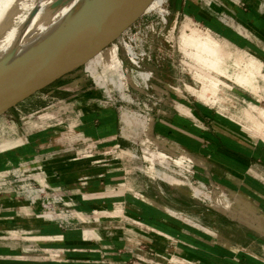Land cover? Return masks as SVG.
<instances>
[{
    "label": "crops",
    "instance_id": "obj_1",
    "mask_svg": "<svg viewBox=\"0 0 264 264\" xmlns=\"http://www.w3.org/2000/svg\"><path fill=\"white\" fill-rule=\"evenodd\" d=\"M209 2L211 9L193 1L197 15L210 11L212 19H203L229 38H218L228 46L235 36L226 27L241 32L237 43L247 50L233 56L243 64L235 73L258 77L260 94L264 0ZM117 58V83L75 82L34 115L30 144L2 155V173L18 167L49 189L46 198L0 196V264H130L134 257L140 264H264V119L256 118L261 133L250 132L175 89L163 103L151 101L156 111L144 117L124 103L148 98L133 87L119 52ZM129 111L142 119L127 127ZM159 157L189 172L193 186L218 204L155 179L158 169H168ZM141 165L150 170L138 173ZM220 197L231 198L230 209Z\"/></svg>",
    "mask_w": 264,
    "mask_h": 264
},
{
    "label": "rangeland",
    "instance_id": "obj_2",
    "mask_svg": "<svg viewBox=\"0 0 264 264\" xmlns=\"http://www.w3.org/2000/svg\"><path fill=\"white\" fill-rule=\"evenodd\" d=\"M78 1L79 0H53L48 7L45 16L39 20L38 27H42L47 23L55 24L60 22L65 17L66 11L71 8L74 10L78 9L76 11L77 14L75 13V18L73 20L74 23L81 11ZM193 1H202L203 3H206L207 1L208 4L210 3L209 0H166L161 8H152L146 12L137 23V25L141 26V31H139L140 34H138V37L142 38L144 42L148 40V37L160 38L163 47L162 50L165 52L163 58H161L162 52H158L157 50L154 52V55L157 58H155L154 64L149 68V71H151L154 74V77L157 78V80H153V82L157 85L160 84L159 81H161L173 89L179 88L178 93L183 97H189L204 106L214 109L222 115L232 118L250 132L257 134L261 133L257 130L256 122L258 120L256 118L261 116V121L264 119V79L259 78L263 90H261L260 94H256L257 88H255V86L258 84V77L255 78V75L249 72H247V74L241 73L239 75L238 73H235V71L238 70V66H243V64H239L238 60L233 56H237V50L242 52L247 50L246 47H242L237 43L238 40L236 37H241L239 35L241 32L235 27L234 31L231 27H226L227 29H230L231 33L235 36L234 41L230 40L234 45L230 44V47L227 44L222 43L218 38L228 40L229 38L218 34V31L213 29L212 26L206 22L207 20L203 19V17L206 19H212V13H210V11H205V14L200 13V16H198L197 14H199V11L195 4H193ZM214 2L213 3L216 5L217 0H214ZM27 4L29 5V2ZM220 4L224 8L222 2ZM241 4L242 3H234L233 5ZM28 5H26L27 7L22 11V15H25L29 10L30 7ZM206 5L207 4H204L203 8L210 7L211 9L210 4L209 6ZM188 11H192L193 13H189ZM46 16L49 17L45 18ZM223 19L227 24L228 21H230L228 20L229 18ZM232 21H235L236 24L229 25H236L237 27V20L232 18ZM164 22H167L166 26H164ZM14 26H16V24H11L8 29H11V27L13 28ZM215 26L217 29H220L221 27H224V24L222 21H216ZM193 31L196 32L197 35ZM192 34L194 35V39ZM199 34H201L200 36L208 34L207 36L212 37L219 46H214V48L220 49L216 50L211 47L207 50L209 47L206 46L208 47L206 48L201 39L200 42L198 41L199 39H197V37H200ZM218 35H220V37ZM122 37L123 36L121 35V37L118 38L115 43L107 47L104 52L102 51L92 58L91 62L85 63L81 67L57 78L23 100L14 102L0 112V196L19 194L32 197L38 193L34 192V190L42 189L39 186H34L35 180L32 179L30 175L20 170V168L18 169V167H13L11 170L7 169L10 170L8 173H2L3 171H1V168L4 167L3 161L1 162L3 159L2 155L15 153L18 149H21L22 146L29 145L31 141H29L30 139H28L26 135L27 133L29 134L36 130L34 127L32 128L33 125L31 124L32 121H34V115L36 116V114L46 113V109L51 107L54 103L52 98L62 100V97L68 93L66 92V89L71 88L70 86L75 82L85 80L95 86L94 82L96 81L104 88V85L108 82H112L114 80L112 73L108 77L109 80L105 75H102L104 73H109L108 70L104 68V65L106 64V66H108V64L111 63L108 61L100 62V59L104 54L109 56L114 48L118 49L120 56L125 59V48L122 43ZM183 37L184 40H186L185 42H187L186 44ZM189 40L191 42H189ZM196 43L197 45L200 44V47H198ZM187 44L191 45L188 47ZM202 46L206 49L202 48ZM151 47L152 49L154 47L153 41H151ZM200 48L202 50H198ZM211 49L214 51L212 52ZM215 50L217 51L216 53ZM200 52H202V55H199ZM199 56L200 58L198 59ZM201 56L204 59V61H201L202 64L200 63V59H202ZM215 56L219 57L217 58ZM212 61L213 63H211ZM125 64L130 67L128 62ZM206 64L209 66H223V69L220 70L221 72L218 74L209 69V66L207 68ZM246 65L247 68L251 69L252 65L249 62ZM87 67L92 76L86 73L85 69ZM262 73L264 75V67ZM144 75L146 76V79L143 78V81H146L148 75ZM209 80L214 81L215 84H210ZM118 81L119 79H116V83ZM57 88L62 89L56 90ZM53 91H55V94L49 95V93ZM137 96L142 97V94H138ZM129 108L139 114L141 113L140 108L135 105H130ZM36 119L37 118H35V120ZM262 132L264 133V129ZM160 160L163 162L161 165H164L168 169H158L154 176L155 179L160 182L164 181V183L166 182V184L174 187H189V189L193 191L192 193L198 195L201 200L207 201L213 205L218 204L216 203V200L214 201L212 197H209L210 194L206 193L203 188L197 187L196 185L193 186L189 181L176 176L173 171L176 170L174 165H178L177 163L171 161L172 165L170 167L167 160L163 158ZM145 170L148 171L150 169L147 168ZM40 183L42 186L46 185L43 182ZM235 199L241 201L238 197H235ZM218 201L227 208H231L233 202L229 197H220Z\"/></svg>",
    "mask_w": 264,
    "mask_h": 264
},
{
    "label": "water",
    "instance_id": "obj_3",
    "mask_svg": "<svg viewBox=\"0 0 264 264\" xmlns=\"http://www.w3.org/2000/svg\"><path fill=\"white\" fill-rule=\"evenodd\" d=\"M96 1H86L70 29L42 59L11 66L0 62V112L115 43L146 13L153 0H122L113 8L111 1L95 6Z\"/></svg>",
    "mask_w": 264,
    "mask_h": 264
},
{
    "label": "bare ground",
    "instance_id": "obj_4",
    "mask_svg": "<svg viewBox=\"0 0 264 264\" xmlns=\"http://www.w3.org/2000/svg\"><path fill=\"white\" fill-rule=\"evenodd\" d=\"M86 1L87 0H79L78 1L79 8L82 9ZM106 1L108 2L111 1V8H113V7H116L119 4V2H121L122 0H97L95 6L99 5L100 2H106ZM165 1L166 0H153L151 4L149 5V7L147 8L146 12H148L154 7L161 8L164 5ZM28 2H29V5L27 4ZM52 2L53 0H0V62H5L6 65L11 66V65L20 63L22 61H25V60H29V61L40 60L59 41V39H61V37L70 29V27L73 24V20L75 18V13L78 9L74 10L71 8L70 10L66 11L65 17L58 23H55V24L47 23L46 25L42 27H38L39 20L45 16V14L47 13L48 7L51 5ZM26 5H28L30 8L28 11L26 10L27 12L25 15H22L21 13L27 7ZM48 17L46 16L45 18H48ZM11 24H16V26H14L13 28L11 27V29H8V27ZM194 33L196 34V32ZM200 35L201 34H199V36ZM205 35L197 37V39H199L198 40L199 42L202 40L205 47L206 46L209 47V48L206 47L208 48L207 50H209L211 47L214 48V46L215 47L218 46L217 42L214 41L212 37H208L207 36L208 34L206 36ZM184 37H183V40H184ZM193 39H194V35H193ZM185 41L186 40H184V42ZM189 42L191 41L189 40ZM186 43L187 42H185V44ZM190 45H188V47ZM197 46L200 47V44ZM202 48L204 47L202 46ZM214 49L219 50L220 48L218 49L214 48ZM198 50H202V49L200 48ZM216 50H215V53L217 52ZM201 53L202 52H200L199 55ZM117 56H118V49L114 48L109 56L104 54L102 55V58L100 59V62L108 61L111 63V64H108V66H106V64L104 65L105 66L104 68H106L109 73L102 74V75H105V77L109 80L108 77L112 73L114 80L111 83H115L117 78L118 79L122 78V70L120 66V61L118 60ZM199 58L200 56L198 57V59ZM202 59H200V63L201 61H204V59L203 60ZM211 63H213V61ZM206 65L208 68V64ZM214 66H217V65H214ZM220 69H223L222 66L220 67ZM141 77L146 79L145 75H142ZM139 118L140 120L142 119L137 114L129 111L126 114V116H124V123L127 127L128 126L130 127L135 120L139 121ZM158 163L163 164V162L160 159L158 160Z\"/></svg>",
    "mask_w": 264,
    "mask_h": 264
},
{
    "label": "built area",
    "instance_id": "obj_5",
    "mask_svg": "<svg viewBox=\"0 0 264 264\" xmlns=\"http://www.w3.org/2000/svg\"><path fill=\"white\" fill-rule=\"evenodd\" d=\"M211 1L214 2V0ZM228 1L235 4L241 3L240 0H228ZM138 21L122 34L123 36L122 43L125 48L124 58L126 62H128L130 65L129 71L132 76L133 87L141 90L143 89V91L145 92L144 95L148 99L135 96L134 98L132 97L130 101L124 103H126V105H135L139 107L141 111L140 115L144 117H149L156 111V108L151 103V101H153L156 104L163 103L169 97V93L171 90H173V88L166 85L165 83H162L161 81H159L160 84L157 85L153 82V80H157V78L154 77V74L151 71H149V68L154 64L155 58H157L154 55V52L156 50L158 52H162L161 58H163L165 52L162 50L163 47L160 38L148 37V40L144 42L142 38L138 37V34H140L139 31H141V26L137 25ZM163 24H165L164 26H166L167 22L166 23L164 22ZM151 41H153L154 43L153 49L151 47ZM144 74H147L149 76L146 81H143V78L141 77ZM175 90L178 91L179 88H175ZM134 159L141 162L140 156L136 155L134 156ZM174 167L176 168V170H174L173 173L176 176H178L179 178H183L191 183L192 175L189 172H187L181 166L174 165ZM136 171L142 174L145 173L146 172L145 166L141 165L140 167H137ZM192 183L191 185H194ZM34 186L41 187L42 188L41 190L40 189L34 190V192L41 193L46 198V194H47L46 192L49 189V186L48 185L42 186L40 181L37 180H35ZM130 264H140L138 257L136 258L134 257V259Z\"/></svg>",
    "mask_w": 264,
    "mask_h": 264
},
{
    "label": "trees",
    "instance_id": "obj_6",
    "mask_svg": "<svg viewBox=\"0 0 264 264\" xmlns=\"http://www.w3.org/2000/svg\"><path fill=\"white\" fill-rule=\"evenodd\" d=\"M189 13H193L192 11H188Z\"/></svg>",
    "mask_w": 264,
    "mask_h": 264
}]
</instances>
